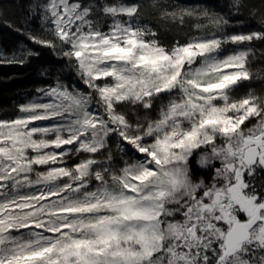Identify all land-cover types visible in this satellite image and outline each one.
Returning a JSON list of instances; mask_svg holds the SVG:
<instances>
[{
  "label": "snow or ice",
  "instance_id": "obj_1",
  "mask_svg": "<svg viewBox=\"0 0 264 264\" xmlns=\"http://www.w3.org/2000/svg\"><path fill=\"white\" fill-rule=\"evenodd\" d=\"M225 8L0 14L17 37L0 66L51 58L0 118V264H264V15ZM165 27L189 32L169 44Z\"/></svg>",
  "mask_w": 264,
  "mask_h": 264
},
{
  "label": "trees",
  "instance_id": "obj_2",
  "mask_svg": "<svg viewBox=\"0 0 264 264\" xmlns=\"http://www.w3.org/2000/svg\"><path fill=\"white\" fill-rule=\"evenodd\" d=\"M3 7H0V14H3L9 20L21 21L23 19V10L26 6L27 0H0ZM180 3L191 5H202L211 7L214 11H226V0H179ZM246 8L245 14L251 10H256V16L264 15V0H245ZM145 15L151 17L152 9L146 8ZM255 25H253L254 27ZM163 39L165 43H172L173 36L179 35L184 38V33L189 32L188 28L163 29ZM17 37L15 34L9 32L7 29H0V45L11 48L16 44ZM50 56L47 51L43 52L39 61H34L31 65L25 67L18 66H0V118L7 119L15 115L16 105L27 100L32 90L41 86L42 78L39 76L41 66L48 60ZM264 65H257L261 67ZM258 93L264 92V88L259 85L254 86ZM247 88H241L240 93L245 92Z\"/></svg>",
  "mask_w": 264,
  "mask_h": 264
}]
</instances>
